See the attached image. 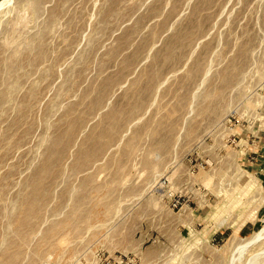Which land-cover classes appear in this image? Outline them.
Masks as SVG:
<instances>
[{
    "label": "rangeland",
    "instance_id": "rangeland-1",
    "mask_svg": "<svg viewBox=\"0 0 264 264\" xmlns=\"http://www.w3.org/2000/svg\"><path fill=\"white\" fill-rule=\"evenodd\" d=\"M0 264H264V0H0Z\"/></svg>",
    "mask_w": 264,
    "mask_h": 264
}]
</instances>
